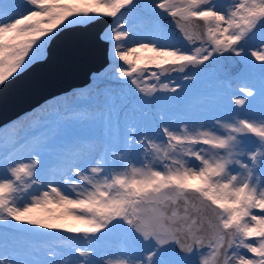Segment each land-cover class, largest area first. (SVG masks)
<instances>
[{"label":"snow or ice","instance_id":"snow-or-ice-1","mask_svg":"<svg viewBox=\"0 0 264 264\" xmlns=\"http://www.w3.org/2000/svg\"><path fill=\"white\" fill-rule=\"evenodd\" d=\"M133 5L0 0V86L43 60L49 40L68 26L108 17L114 26L102 39L122 62L115 72L145 105L166 99L161 93L183 92L184 82H195L225 53L243 57L249 70L258 67L264 88V0H235L227 9L214 0H151L152 15L171 18L179 33L167 34L169 44L160 43L162 29L134 39L121 21ZM258 29L259 47L250 48ZM220 87L232 90L237 106L227 118L161 114L142 125L128 123L125 111L121 133L120 116L109 109L104 138L63 139L54 168L40 143L0 160V222L32 226L11 241L0 238V264H264V112L240 114L255 95L248 84L224 76ZM115 229L130 250L97 261L94 250L65 239L71 259L58 261L63 253L52 249L37 258L35 237L62 231L91 245Z\"/></svg>","mask_w":264,"mask_h":264},{"label":"rangeland","instance_id":"rangeland-1","mask_svg":"<svg viewBox=\"0 0 264 264\" xmlns=\"http://www.w3.org/2000/svg\"><path fill=\"white\" fill-rule=\"evenodd\" d=\"M214 2L218 7L227 9L235 0H214ZM150 4L151 0H134L133 6H129L127 11L122 10L124 15L121 21L126 22V28L135 34L134 39L149 36L158 29H162L160 43H172L173 41L168 39L167 34L173 33L174 29L166 26L159 18L152 15ZM112 26H114V18H110L109 23L102 28L99 33L100 38ZM261 39L262 33L258 29L250 37L249 47H259ZM129 45L135 46L131 41H129ZM107 58L108 61L102 67L90 71L89 80L86 83L72 86L64 93L49 96L30 109L1 123L0 160L8 156L26 153L40 143L47 145L45 156L50 168H54L57 161L56 152L63 139L79 138L92 142L104 138L106 131L104 116L107 115L109 109L119 114L121 133L125 123L123 118L125 111L129 114L128 123L136 120L142 125H152L161 114L166 118L169 115L180 114L207 121L217 116L227 118L232 114L233 109H237V106L230 103L229 98L232 96V90L220 87L221 78L211 65L198 75L195 82H184L185 90L183 92L161 93L159 95L166 99L145 105L128 92L123 81L115 72V68L122 62L113 58L110 46H107ZM237 58L240 60L238 68L225 75L232 79L234 84H248L255 89V95L248 98L249 102L239 109V112L241 115L259 118L264 112V88H262L260 69L257 67L249 70L243 63L244 58ZM181 77V73H172L173 79L180 80ZM144 111L148 112L146 117L142 115ZM154 112L157 116L155 122L152 117ZM198 125L199 120H197ZM31 227L27 224H17L15 221L0 222V238L11 241L14 236L21 234L22 229ZM40 231L47 230L41 229ZM25 234L27 235V233ZM65 239L69 240L72 246L94 250L96 255L93 259L97 261H100L105 255H113L117 251L124 252L130 250L131 247L130 242L119 229L106 233L103 237L91 238V245L83 235L57 231L51 235L34 238L39 250L37 258L45 259L46 251L52 249L63 253V255L57 256L58 261L71 259L72 247L63 246L62 241Z\"/></svg>","mask_w":264,"mask_h":264},{"label":"water","instance_id":"water-1","mask_svg":"<svg viewBox=\"0 0 264 264\" xmlns=\"http://www.w3.org/2000/svg\"><path fill=\"white\" fill-rule=\"evenodd\" d=\"M109 21L108 17H96L82 25L68 26L49 40L43 60L33 61L0 86V124L53 94L87 82L89 72L108 61L107 45L99 33ZM162 23L175 32L171 18ZM209 65L227 74L238 68L240 60L225 53Z\"/></svg>","mask_w":264,"mask_h":264},{"label":"bare ground","instance_id":"bare-ground-1","mask_svg":"<svg viewBox=\"0 0 264 264\" xmlns=\"http://www.w3.org/2000/svg\"><path fill=\"white\" fill-rule=\"evenodd\" d=\"M51 99V98H50ZM51 105V104H50ZM33 110H34V108H33ZM117 251V250H116ZM118 252V251H117Z\"/></svg>","mask_w":264,"mask_h":264}]
</instances>
